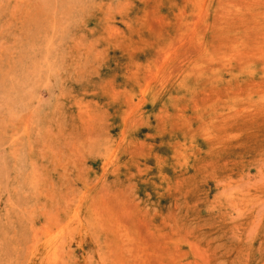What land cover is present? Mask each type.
<instances>
[{"label": "rangeland", "instance_id": "1", "mask_svg": "<svg viewBox=\"0 0 264 264\" xmlns=\"http://www.w3.org/2000/svg\"><path fill=\"white\" fill-rule=\"evenodd\" d=\"M0 264H264V0H0Z\"/></svg>", "mask_w": 264, "mask_h": 264}]
</instances>
